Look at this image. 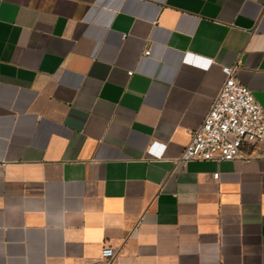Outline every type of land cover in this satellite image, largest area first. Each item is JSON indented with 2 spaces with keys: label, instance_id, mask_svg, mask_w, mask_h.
Here are the masks:
<instances>
[{
  "label": "crops",
  "instance_id": "obj_1",
  "mask_svg": "<svg viewBox=\"0 0 264 264\" xmlns=\"http://www.w3.org/2000/svg\"><path fill=\"white\" fill-rule=\"evenodd\" d=\"M223 67L264 0H0V264H264V156L179 162Z\"/></svg>",
  "mask_w": 264,
  "mask_h": 264
},
{
  "label": "built area",
  "instance_id": "obj_2",
  "mask_svg": "<svg viewBox=\"0 0 264 264\" xmlns=\"http://www.w3.org/2000/svg\"><path fill=\"white\" fill-rule=\"evenodd\" d=\"M145 56H150V51ZM236 70V67L222 68L224 83L202 125L190 131V142L179 159L180 163L264 156V110L250 89L237 81ZM150 152H153L152 148ZM214 179H219V173L214 174ZM116 256V250L106 246L101 260L104 264H113Z\"/></svg>",
  "mask_w": 264,
  "mask_h": 264
}]
</instances>
